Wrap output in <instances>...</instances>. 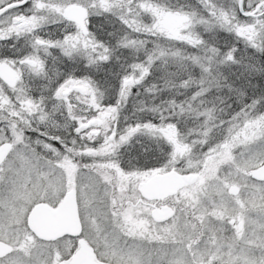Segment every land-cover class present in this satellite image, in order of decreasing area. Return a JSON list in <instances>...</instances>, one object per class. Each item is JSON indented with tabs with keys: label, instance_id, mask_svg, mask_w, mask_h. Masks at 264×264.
<instances>
[{
	"label": "snow or ice",
	"instance_id": "1",
	"mask_svg": "<svg viewBox=\"0 0 264 264\" xmlns=\"http://www.w3.org/2000/svg\"><path fill=\"white\" fill-rule=\"evenodd\" d=\"M0 264H264V0H0Z\"/></svg>",
	"mask_w": 264,
	"mask_h": 264
}]
</instances>
